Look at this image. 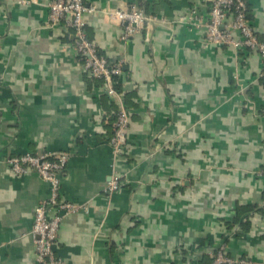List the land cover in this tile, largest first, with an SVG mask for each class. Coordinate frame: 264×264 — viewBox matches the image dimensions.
<instances>
[{"label":"crops","instance_id":"0c3cea01","mask_svg":"<svg viewBox=\"0 0 264 264\" xmlns=\"http://www.w3.org/2000/svg\"><path fill=\"white\" fill-rule=\"evenodd\" d=\"M51 1L0 0V264H39L32 229L51 188L5 159L46 152L71 155L60 200L80 208L60 224L63 264H202L221 246L264 264L258 53L207 42V0H85L89 39L123 64L131 122L117 156L114 103L85 72L72 32L50 25ZM246 1L264 40V0ZM133 6L154 20L123 41L114 12ZM115 174L122 185L110 193Z\"/></svg>","mask_w":264,"mask_h":264},{"label":"built area","instance_id":"2783aa9c","mask_svg":"<svg viewBox=\"0 0 264 264\" xmlns=\"http://www.w3.org/2000/svg\"><path fill=\"white\" fill-rule=\"evenodd\" d=\"M210 4L209 20L206 23L209 44L227 45L240 51L249 49L258 53L263 61L260 78L264 79V40H261L248 21V3L246 0H207ZM49 23L52 26H63L74 36L75 48L82 59L85 72L94 79L104 82L102 92L117 106L114 114V136L110 144L117 156L125 151L128 137L131 114L122 92L118 90V78L123 74V64L110 61L99 53L93 41L87 35V15L95 12V8L88 6L85 0H52L49 4ZM123 26L121 39L127 41L135 36L145 24L154 20L144 14L137 7L117 10ZM197 27L200 22L195 23ZM238 34L240 37H236ZM2 118L0 114V126ZM69 153L53 154L46 152L40 155L30 153L19 156H8L6 164L17 176H24L30 171L36 172L44 181L49 183L51 195L35 211L32 238L36 245L37 261L39 264H63L56 257L54 250L60 224L63 219L80 208L73 203L60 200L62 174L68 164ZM122 181L119 175L112 176L107 191L115 192L121 188ZM213 264H250L246 260H234L226 253L225 246L212 252Z\"/></svg>","mask_w":264,"mask_h":264},{"label":"trees","instance_id":"16d2710c","mask_svg":"<svg viewBox=\"0 0 264 264\" xmlns=\"http://www.w3.org/2000/svg\"><path fill=\"white\" fill-rule=\"evenodd\" d=\"M248 10H249V8H248ZM144 14H146V15H151V14H147V13H144ZM247 15H248V11H247ZM248 19H249V15H248V17H247ZM99 51V53L101 54V55H104L100 50H98ZM105 56V55H104ZM94 79V78H93ZM95 81H99V82H101L102 80H99V79H94ZM261 81H262V83L264 84V79H261ZM118 90L121 92V90H120V88H119V86H118ZM106 96V95H105ZM125 103H126V101H125ZM127 105V104H126ZM117 110V106H115V104H113V111L115 112ZM114 114H113V119H111L110 120V124H111V130H112V137L114 136V134H115V132H114V128H113V122H114ZM112 137H111V139H112ZM216 253V251H213V253ZM228 255V254H227ZM56 257L57 258H59L57 255H56ZM214 263V257L213 256H211V255H209V256H207L204 260H203V262H202V264H213Z\"/></svg>","mask_w":264,"mask_h":264}]
</instances>
